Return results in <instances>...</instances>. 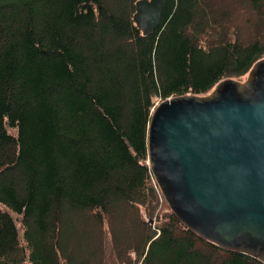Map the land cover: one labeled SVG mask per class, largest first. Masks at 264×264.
<instances>
[{
  "label": "trees",
  "instance_id": "trees-1",
  "mask_svg": "<svg viewBox=\"0 0 264 264\" xmlns=\"http://www.w3.org/2000/svg\"><path fill=\"white\" fill-rule=\"evenodd\" d=\"M136 2L0 0V264H264L185 225L148 155L157 104L264 58V0Z\"/></svg>",
  "mask_w": 264,
  "mask_h": 264
},
{
  "label": "water",
  "instance_id": "water-1",
  "mask_svg": "<svg viewBox=\"0 0 264 264\" xmlns=\"http://www.w3.org/2000/svg\"><path fill=\"white\" fill-rule=\"evenodd\" d=\"M164 0H137L135 19L160 23ZM246 82L168 98L148 128L153 174L182 222L220 246L264 261V58Z\"/></svg>",
  "mask_w": 264,
  "mask_h": 264
},
{
  "label": "rangeland",
  "instance_id": "rangeland-1",
  "mask_svg": "<svg viewBox=\"0 0 264 264\" xmlns=\"http://www.w3.org/2000/svg\"><path fill=\"white\" fill-rule=\"evenodd\" d=\"M251 70V69H250ZM249 70V72L248 73H246L244 76H242V78H240V79H236V80H238V81H240V82H246L249 78H250V76H251V71ZM158 105V104H157ZM164 199V198H163Z\"/></svg>",
  "mask_w": 264,
  "mask_h": 264
}]
</instances>
